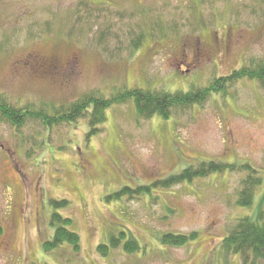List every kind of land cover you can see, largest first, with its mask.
Returning a JSON list of instances; mask_svg holds the SVG:
<instances>
[{"label": "rangeland", "instance_id": "1", "mask_svg": "<svg viewBox=\"0 0 264 264\" xmlns=\"http://www.w3.org/2000/svg\"><path fill=\"white\" fill-rule=\"evenodd\" d=\"M263 61L264 0H0V96L18 108L53 112L91 93L109 99L132 89L188 93ZM97 129L89 116L52 129L0 118V264H242L222 245L238 219L264 214L257 81L169 119L142 120L132 101L113 106ZM207 162L237 169L110 197ZM250 178L262 183L254 205L240 207ZM53 200L69 205L55 210ZM55 211L73 221L78 254L44 252ZM193 233L180 248L162 244L167 234ZM111 235L141 250L102 256Z\"/></svg>", "mask_w": 264, "mask_h": 264}, {"label": "trees", "instance_id": "2", "mask_svg": "<svg viewBox=\"0 0 264 264\" xmlns=\"http://www.w3.org/2000/svg\"><path fill=\"white\" fill-rule=\"evenodd\" d=\"M242 80L257 81L264 88V61L254 67H244L233 71L229 76L214 79L208 87L192 89L188 93H169L166 91H145L141 89L123 90L119 94L107 99L95 93L83 96L80 100L55 109L53 112L47 110H34L31 106L18 108L9 104L5 98L0 96V118L8 122L16 129L24 127L30 122H40L47 129L78 123L81 119L90 118L92 134L98 133L97 126L106 121V111L113 106H120L132 101L136 107L138 117L142 120H150L156 116L169 119L177 112L190 110L195 106H202L210 100L213 94H225L231 85ZM237 168L221 162L201 163L197 167H189L181 173L169 176L154 182L150 187L142 186L136 189L123 188L114 195L113 199L123 201L136 193L138 197L150 193L154 187L159 189L172 188L182 184H192L196 180L207 179L213 175L223 174L227 171H235ZM262 180L250 178L243 182V190L240 193L238 205L240 207H252L254 205L255 190L260 186ZM155 188V189H156ZM69 205L67 201H51L55 210L64 209ZM51 226L55 229L52 240L43 244L45 253H54L64 247H68L73 254L81 251V239L73 231L71 218H64L55 211L51 216ZM2 227L0 226V234ZM121 236H125L124 233ZM110 244L100 243L98 252L103 256L110 254V249L120 250L129 255L138 253L140 244L134 238L123 245V238L111 235ZM197 238V233L189 236L167 234L163 236V245L180 248ZM110 248V249H108ZM222 248L227 256H240L242 264H258L264 261V214L257 213L254 217L238 219L229 234L223 240ZM111 253V252H110Z\"/></svg>", "mask_w": 264, "mask_h": 264}]
</instances>
